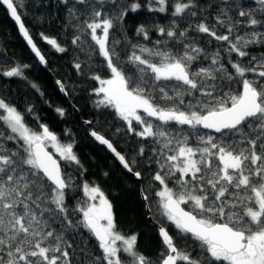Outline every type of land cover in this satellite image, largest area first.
Returning a JSON list of instances; mask_svg holds the SVG:
<instances>
[{
	"label": "snow or ice",
	"instance_id": "1",
	"mask_svg": "<svg viewBox=\"0 0 264 264\" xmlns=\"http://www.w3.org/2000/svg\"><path fill=\"white\" fill-rule=\"evenodd\" d=\"M56 2L75 29L74 50L84 53L88 46L87 67L99 82L92 90L98 97L96 107L112 109L126 126L116 133L139 137L141 144L130 163L106 135L91 130L90 136L137 179L142 173L134 171V165H155L151 179L161 186L155 192L159 218L176 234L161 222L163 249L156 260L145 256L138 249L137 234L118 231L114 205L100 186L72 183L67 169L83 168L73 143H61L46 124L34 130L25 114L0 96V264H74L70 250L77 235L83 245L80 264L85 260L87 264H264V52L257 56L249 51L252 46L264 47V0H220L213 9L214 23L201 18L197 0ZM0 5L39 63L47 64L22 20L21 5L17 0H0ZM169 8V25L156 27L168 39L148 47L127 37L123 24L129 13H167ZM181 23L187 27L181 28ZM117 29L122 40L112 38ZM218 29L225 31L218 34ZM193 31L224 42L233 71L226 68L220 49L209 53L198 37H190ZM135 32L150 39L144 24ZM41 35L57 52L68 51L57 39ZM121 45L129 50L124 63L134 69L131 74L118 63ZM233 53L240 59H231ZM94 56L103 58L98 66L106 67L107 78L95 74ZM73 66L82 74V63ZM29 67L20 63L0 67V76L26 79ZM56 83L66 92L61 81ZM233 83L240 88L232 90ZM55 111L65 115L63 108ZM25 112L35 109L29 106ZM7 141L17 146L7 147ZM49 144L58 158L47 150ZM173 182L176 187L169 186ZM77 188L83 198L70 209L66 199ZM92 238L98 252L88 251ZM189 241L199 254L188 249Z\"/></svg>",
	"mask_w": 264,
	"mask_h": 264
},
{
	"label": "trees",
	"instance_id": "2",
	"mask_svg": "<svg viewBox=\"0 0 264 264\" xmlns=\"http://www.w3.org/2000/svg\"><path fill=\"white\" fill-rule=\"evenodd\" d=\"M17 2L21 5L20 14L22 20L29 29L34 43L45 56L47 64L46 67L41 66L21 39L6 8L0 5V67L7 68L16 63L30 65L24 72L26 79L0 76V96L14 104L24 113L27 124L34 130L39 131V125L46 124L58 136L61 143H73L74 152L83 168L79 169L73 166V168L67 169L72 174V183L79 185L87 181L99 185L114 205L115 222L118 231L125 235L137 234L139 251L152 260H156L163 249L158 234V226L162 222L168 227L170 234L173 236H175L176 230L173 226L168 225L166 220L159 218L160 211L155 192L161 186L159 182L151 179V174L156 170L155 165L149 166L140 162L134 165V171L142 173V178L138 182L132 174L123 170L102 145L91 138L88 128L82 122L91 121L90 128L111 139L117 150L124 154L130 163L133 151L139 150L141 138L129 136L123 132L117 134V128L126 127L124 122L115 116L112 109H98L96 107L95 101L98 97L92 90L99 87V82L91 78L93 73L87 67L89 61L88 55L85 53L90 54L89 49L87 44H85L84 53H78L74 50L71 39L76 32L72 27V21L66 18L63 6L57 5L56 0H17ZM141 2L143 3L144 0H141ZM197 3L203 9V12L200 13L201 18L207 17L210 22L214 23L212 18L216 15V11L213 9L215 5L220 4V0H197ZM83 18L85 17H81V19ZM171 19V8H169L167 13L155 14L142 10L139 13H129L124 21L123 30L132 43H140L152 47L156 40L168 39L166 36L161 37L156 31V27H167ZM190 20L199 23V20L195 18H190ZM140 24H144L149 30V40H144L142 36H136L135 29ZM180 27H187V24L181 23ZM224 31V29H218V34H223ZM241 31H246V29ZM41 34L57 39L58 43L66 47L68 51L66 53L57 52L43 39ZM189 35L190 37H198L201 46L205 47L209 53L220 49L226 68L229 72L233 71L231 65L227 63L229 57L223 51V47H226L224 42L215 41L211 37L195 33L194 31L190 32ZM112 38L123 39L120 35V29L112 33ZM208 41H211V43H208ZM91 43L90 39H88V44ZM169 43L174 49L178 47L171 41ZM120 51L122 55L118 63L124 66L126 72L129 74L133 73L134 69L124 63L129 50L121 45ZM249 51L252 55L258 56L261 52H264V47L259 45L252 46ZM94 59L97 61L95 74L107 78L110 73L107 72L106 67L101 68L98 66L103 62V58L94 56ZM231 59L239 60L240 58L233 53ZM77 62L83 65L82 74L73 66ZM244 62L247 63V59ZM203 63L206 64L208 62L203 61ZM246 75L251 78L253 74L247 73ZM56 80L63 83L67 97L61 94ZM33 84L37 85V88H33ZM239 88V84H231L232 90H238ZM228 90L227 88L225 89V91ZM29 106L35 109L34 113L25 112V109ZM57 107L65 110L63 117L55 111ZM36 116L39 117V120L34 118ZM148 144L151 145V140L148 141ZM16 146L14 141H7V147ZM47 148L58 158L55 152L49 147ZM144 159L147 160V157ZM137 160L139 161L140 158L137 157ZM61 164L63 166L62 161ZM81 171L83 175H81ZM105 173L108 175L105 176ZM149 185H151L150 191ZM169 186L176 187L174 182L170 183ZM142 189L149 196V201L144 202L142 200ZM82 198L83 192L77 188L66 199V205L71 209ZM149 204L151 207L148 206ZM146 206L154 223L148 220ZM81 239L77 235L76 244L70 250L75 257L74 264H80L81 261L79 252V248L83 246ZM180 246L183 248V245ZM94 249L98 252L94 238H92L88 243V251L93 252ZM188 249L199 254V248L193 247L190 241ZM84 264H87V260L84 261Z\"/></svg>",
	"mask_w": 264,
	"mask_h": 264
},
{
	"label": "water",
	"instance_id": "3",
	"mask_svg": "<svg viewBox=\"0 0 264 264\" xmlns=\"http://www.w3.org/2000/svg\"><path fill=\"white\" fill-rule=\"evenodd\" d=\"M5 7V6H4ZM6 8V7H5ZM7 10V9H6ZM10 16V15H9ZM10 18H11V16H10ZM12 19V18H11ZM12 21H13V23L15 24V26H16V28H17V31H18V26L16 25V23H15V21L12 19ZM18 33H19V31H18ZM19 35H20V37H21V39L25 42V44L27 45V47L31 50V48H30V46L26 43V41L24 40V38H23V36L19 33ZM32 52V51H31ZM33 53V52H32ZM33 55L35 56V54L33 53ZM37 60H38V58L37 57H35ZM39 62V61H38ZM41 64V63H40ZM41 66H43V67H46V64H41ZM57 81V80H56ZM57 84V83H56ZM58 86V88H59V90H60V86L59 85H57ZM60 92H61V94L64 96V97H67V95H66V92H62L61 90H60ZM87 121H83L82 122V124L84 125V126H86L87 128H88V133H90V131L92 130L91 128H90V125L88 124V123H86ZM206 131H210V130H206ZM90 135V134H89ZM92 138V137H91ZM93 140H94V138H92ZM95 141V140H94ZM96 143H98L97 141H95ZM99 144V143H98ZM103 146V145H102ZM106 150H107V148L105 147V146H103ZM47 150L48 151H50L48 148H47ZM109 153H110V155L115 159V157L113 156V154L109 151V150H107ZM116 160V159H115ZM117 161V160H116ZM118 162V161H117ZM118 164H119V162H118ZM120 165V164H119ZM121 167H122V165H120ZM123 168V167H122ZM123 170L125 171V172H127V170L126 169H124L123 168ZM128 173V172H127ZM131 174V173H130ZM132 176L138 181V182H140V179H137L133 174H132ZM142 200L144 201V202H146L144 199H143V197H142ZM146 210H147V213H148V220L150 221V222H152V223H154L153 222V220H152V217H151V215H150V212H149V209H148V207L146 206ZM158 228H159V226H158ZM159 234V233H158ZM161 239V238H160Z\"/></svg>",
	"mask_w": 264,
	"mask_h": 264
},
{
	"label": "rangeland",
	"instance_id": "4",
	"mask_svg": "<svg viewBox=\"0 0 264 264\" xmlns=\"http://www.w3.org/2000/svg\"><path fill=\"white\" fill-rule=\"evenodd\" d=\"M48 147L53 151L55 152V150L51 147V144L48 145ZM57 154V153H56ZM58 155V154H57Z\"/></svg>",
	"mask_w": 264,
	"mask_h": 264
}]
</instances>
